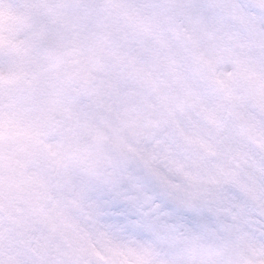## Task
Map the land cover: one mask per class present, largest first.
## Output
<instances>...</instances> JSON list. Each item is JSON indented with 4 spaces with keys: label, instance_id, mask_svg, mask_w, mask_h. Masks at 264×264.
Listing matches in <instances>:
<instances>
[{
    "label": "snow or ice",
    "instance_id": "obj_1",
    "mask_svg": "<svg viewBox=\"0 0 264 264\" xmlns=\"http://www.w3.org/2000/svg\"><path fill=\"white\" fill-rule=\"evenodd\" d=\"M171 6L193 43L179 57L166 50L168 83L129 119L134 145H118L116 164L98 169L65 88L87 57L70 0H0V181L10 156L33 147L54 177L25 174L39 189L33 216L50 222L79 204L108 238L104 264H264V0ZM11 236L0 213V264H44L13 258Z\"/></svg>",
    "mask_w": 264,
    "mask_h": 264
},
{
    "label": "rangeland",
    "instance_id": "obj_2",
    "mask_svg": "<svg viewBox=\"0 0 264 264\" xmlns=\"http://www.w3.org/2000/svg\"><path fill=\"white\" fill-rule=\"evenodd\" d=\"M80 2L70 0L67 15L75 18L74 30L82 34L78 43L87 50L86 63L65 88L86 125L82 132L88 154L96 168L104 169L119 159L118 145H134L129 119L151 109L156 84L168 83L172 57L166 50L182 55L193 43L192 29L180 22L171 6L176 0H96L86 13L80 11ZM35 115L39 118L40 113ZM47 135L53 142L59 140L61 128L53 124ZM34 150L21 146L14 152L0 181L14 215L8 243L13 258L20 254L44 264H70L85 257L104 264L108 238L96 236L88 227L79 204L50 222L33 216L39 189L26 183L25 174L31 171L54 179L49 169L35 163ZM64 195L63 185L58 184L56 198L62 200Z\"/></svg>",
    "mask_w": 264,
    "mask_h": 264
},
{
    "label": "water",
    "instance_id": "obj_3",
    "mask_svg": "<svg viewBox=\"0 0 264 264\" xmlns=\"http://www.w3.org/2000/svg\"><path fill=\"white\" fill-rule=\"evenodd\" d=\"M0 213H3L8 219L9 212H8L7 199L5 198L2 192H0Z\"/></svg>",
    "mask_w": 264,
    "mask_h": 264
}]
</instances>
